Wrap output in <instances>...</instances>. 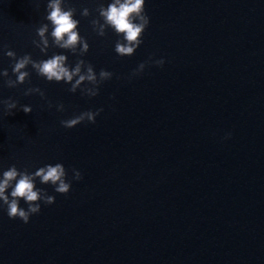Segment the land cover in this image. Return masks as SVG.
<instances>
[{"label":"clouds","instance_id":"obj_1","mask_svg":"<svg viewBox=\"0 0 264 264\" xmlns=\"http://www.w3.org/2000/svg\"><path fill=\"white\" fill-rule=\"evenodd\" d=\"M94 11L98 15L90 20V25L97 36L104 37L107 30L112 29L120 37L114 46L116 54L120 57L132 56L143 43L142 37L150 23L145 11V0H111L107 6L99 2ZM46 13L44 19L47 23H42L36 29L38 39H33L32 44L42 54H47L50 48L71 52L78 57L74 66L68 63V56L65 54L54 53L47 59L35 60L31 54L18 57L15 51L7 50V46H4L6 49L4 55L13 61L11 70L15 79H12L7 69H0V77L5 78L3 86L16 88L30 82V72L26 69L31 66L38 76L48 82L70 84L68 91L71 93L79 90L82 95L89 98L97 96L101 84L110 80L114 74L105 69H101L97 74L91 63L79 58L89 51L90 46L87 39L79 33L80 21L74 18L77 9L67 4V0H48ZM80 15L87 18L92 15V11L84 7L80 10ZM151 63L162 67L165 60L163 58L152 60L150 57L132 71L129 79L142 74L146 66ZM23 94L25 96L38 94L42 99L47 100L45 92L40 87H28ZM18 105L19 102L11 97L0 99V113L4 116L14 115ZM52 106L51 101H48V107ZM55 107L58 112L65 110L62 103L56 104ZM19 109L25 114L32 112L29 105H19ZM102 111L103 108L84 111L69 119L61 120L60 124L66 129H71L85 121L95 123L96 117ZM72 173L74 180L82 179L79 170L73 168ZM66 177L67 170L62 163L46 164L34 172H29L27 168L19 170L15 164L10 165L0 173V208L6 207L10 219L18 218L27 224L30 216L40 213L41 203L44 205L55 203V197L49 195L45 189L38 188L36 180L44 185H52L56 193L67 195L71 189V182ZM21 200L25 202L27 208L20 206Z\"/></svg>","mask_w":264,"mask_h":264}]
</instances>
